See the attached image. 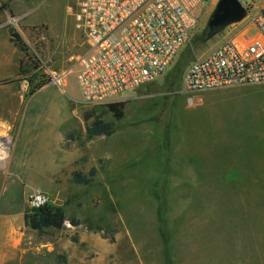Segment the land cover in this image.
<instances>
[{"label": "rangeland", "instance_id": "obj_1", "mask_svg": "<svg viewBox=\"0 0 264 264\" xmlns=\"http://www.w3.org/2000/svg\"><path fill=\"white\" fill-rule=\"evenodd\" d=\"M76 1L0 0V29L26 48L0 84L26 83L19 112L34 126L12 146L0 130V264H264V83L206 90L190 104L181 81L165 80L177 62L186 67L241 36L264 0H240L244 16L206 34L219 1L211 0L167 70L117 101L120 118L109 103L81 98L70 59L86 48L70 11ZM100 123L111 131L89 136ZM51 124L76 156L58 170L29 168L40 155H62L58 132L41 133ZM73 172L88 182L75 183ZM37 189L64 209L61 228L24 223Z\"/></svg>", "mask_w": 264, "mask_h": 264}, {"label": "built area", "instance_id": "obj_2", "mask_svg": "<svg viewBox=\"0 0 264 264\" xmlns=\"http://www.w3.org/2000/svg\"><path fill=\"white\" fill-rule=\"evenodd\" d=\"M210 1L77 0L70 11L86 48L70 59L83 102L121 101L164 73L191 39ZM248 19L249 29L241 36L222 41L187 65L181 88L190 104L206 90L264 83V5ZM253 27L256 33L248 36ZM48 201L40 189L27 196L29 209Z\"/></svg>", "mask_w": 264, "mask_h": 264}, {"label": "crops", "instance_id": "obj_3", "mask_svg": "<svg viewBox=\"0 0 264 264\" xmlns=\"http://www.w3.org/2000/svg\"><path fill=\"white\" fill-rule=\"evenodd\" d=\"M19 61L20 51L13 44V42H11L7 29H0V81L9 79L17 74ZM21 89H26L25 82L0 84V130H4L6 135L9 137L11 146L15 140L20 144V137L22 136L21 132H23L24 138H28L27 135L34 127L32 125L33 121L28 119L25 123L23 116L19 112V102L24 101V94H22V92L20 91ZM21 95L23 96V98L20 97ZM41 130V133L45 135H52L56 131L58 132L56 133L57 138L55 144L57 147H59L57 151H59V153L61 152L62 155L50 153L49 157L45 160L40 155L38 158L28 162V165H30L28 166L29 168H34L41 171L47 169L58 170L73 159L70 156H76V153L71 152L65 146L66 132H64V130H62L60 126L58 127L54 124L46 125L43 126ZM29 143V140H25L23 142V145L25 144L26 146ZM52 143L53 141L46 144L50 145ZM19 159L21 160V158ZM32 163L35 165L33 166Z\"/></svg>", "mask_w": 264, "mask_h": 264}, {"label": "trees", "instance_id": "obj_4", "mask_svg": "<svg viewBox=\"0 0 264 264\" xmlns=\"http://www.w3.org/2000/svg\"><path fill=\"white\" fill-rule=\"evenodd\" d=\"M11 42L20 50L25 51V45L22 42L20 36L13 30H8ZM205 33L208 34L205 30ZM190 63V62H189ZM188 65V64H187ZM187 67V66H186ZM182 61L177 62L175 66L171 67L169 72L165 73V80L168 85H172V88H177L179 82L182 79V75L185 68ZM21 71V70H20ZM3 81H0V83ZM34 90L31 89V92ZM108 110L113 113L116 118H120L123 115V104L120 102L109 103L107 105ZM112 127L109 123L95 124L87 129L88 135H99L104 133H109ZM95 169L90 171V175L93 176ZM72 180L75 183H87L89 178L80 172L72 173ZM65 220L64 209L60 206H54L49 201L34 209H28L24 213V223L31 229L38 232H42L46 228L54 227L61 228Z\"/></svg>", "mask_w": 264, "mask_h": 264}, {"label": "water", "instance_id": "obj_5", "mask_svg": "<svg viewBox=\"0 0 264 264\" xmlns=\"http://www.w3.org/2000/svg\"><path fill=\"white\" fill-rule=\"evenodd\" d=\"M244 14L245 8L240 0H219L205 30L209 33L223 25L238 22Z\"/></svg>", "mask_w": 264, "mask_h": 264}, {"label": "bare ground", "instance_id": "obj_6", "mask_svg": "<svg viewBox=\"0 0 264 264\" xmlns=\"http://www.w3.org/2000/svg\"><path fill=\"white\" fill-rule=\"evenodd\" d=\"M2 108H3V106H2Z\"/></svg>", "mask_w": 264, "mask_h": 264}]
</instances>
